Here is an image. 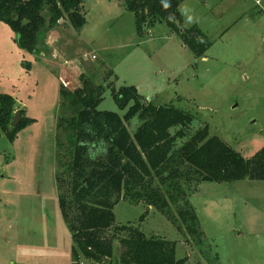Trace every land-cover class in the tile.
Segmentation results:
<instances>
[{"label":"rangeland","instance_id":"obj_1","mask_svg":"<svg viewBox=\"0 0 264 264\" xmlns=\"http://www.w3.org/2000/svg\"><path fill=\"white\" fill-rule=\"evenodd\" d=\"M260 1L261 7L256 0L186 1L182 26L198 25L213 42L206 63L164 22L140 35L124 5L109 12L88 0L87 29L77 33L62 20L43 35L36 55L23 53L14 32L0 22V94L16 96L26 117L34 120L14 142L0 130V264H74V241L59 205L57 177H68L73 145L64 128L76 111L63 103L60 90L75 93L83 86L82 75L108 87L101 111L124 116L127 110L120 109L111 88L133 86L155 105L190 112L195 117L191 131L209 126L210 135L221 137L246 159L264 148ZM23 60L32 64L29 74ZM189 201L204 235L202 244L145 203L122 198L114 207L116 226L130 224L149 237L175 242L176 258L185 264H264V181L204 182ZM172 210L177 215L175 206ZM109 236L114 256L101 264H120L125 234L111 231Z\"/></svg>","mask_w":264,"mask_h":264},{"label":"trees","instance_id":"obj_2","mask_svg":"<svg viewBox=\"0 0 264 264\" xmlns=\"http://www.w3.org/2000/svg\"><path fill=\"white\" fill-rule=\"evenodd\" d=\"M182 1L124 0V6L134 15L140 35L164 22L196 58H203L213 42L198 25L182 26ZM84 2L0 0V22L14 32L19 49L39 54L43 35L62 20L67 19L77 33L83 30L87 24ZM22 66L31 70L29 62ZM81 78L83 86L75 93L65 87L60 90L63 103L76 111L64 128L73 145L68 177H57L59 205L74 241V264L82 258L100 264L113 258L111 231L125 234L120 239V264H185L176 258L175 242L149 237L130 224L116 226L115 205L121 198L145 203L182 235L202 244L204 235L189 197L204 182L264 181V148L246 159L221 137L210 135L209 126L191 131L195 117L190 112L172 104L155 105L133 86L109 87L120 109L127 110L124 116L101 111L98 108L108 87L94 85L84 75ZM15 106L13 96L0 94V130L10 142L34 121L22 110L19 124L13 127ZM201 254L205 255L203 249Z\"/></svg>","mask_w":264,"mask_h":264},{"label":"crops","instance_id":"obj_3","mask_svg":"<svg viewBox=\"0 0 264 264\" xmlns=\"http://www.w3.org/2000/svg\"><path fill=\"white\" fill-rule=\"evenodd\" d=\"M88 0H85V2H84V6H83V10H84V12H85V14H86V19H87V24H86V26L83 28V30L82 31H84V30H86L87 28V26L89 25V13H90V11H91V9H89L88 8V6H87V2ZM186 1L187 0H184V1H182V3H181V5L179 6V11H180V13L182 14V10H183V7H184V5H185V3H186ZM223 1H225V0H222V2ZM238 1H240V0H238ZM124 5V0H93V6H97V7H102L103 8V6L106 8V11L108 10L109 12H111V11H115V10H118V9H121V7L120 6H123ZM255 6H257V7H261L262 5H261V1L260 0H256V3H255ZM1 25V24H0ZM82 31H81V34H82ZM14 39H15V36H14ZM22 51V50H21ZM23 53H26V52H24V51H22ZM28 54V53H27ZM207 54V53H206ZM36 55V54H35ZM34 56V55H33ZM203 60H204V62L206 63V62H208L209 61V56H205V57H203L202 58ZM25 60H23L22 61V63H21V66H22V64H23V62H24ZM23 67V66H22ZM25 70V69H24ZM31 70H32V64H31ZM26 71V70H25ZM28 74L31 72V71H26ZM14 98H15V100H16V106H15V112H19L20 113V111H22V110H24V105L18 100V98L16 97V96H13ZM152 103V102H151Z\"/></svg>","mask_w":264,"mask_h":264},{"label":"water","instance_id":"obj_4","mask_svg":"<svg viewBox=\"0 0 264 264\" xmlns=\"http://www.w3.org/2000/svg\"><path fill=\"white\" fill-rule=\"evenodd\" d=\"M20 120H21V115L19 112H16L13 120V127H16L19 124Z\"/></svg>","mask_w":264,"mask_h":264},{"label":"built area","instance_id":"obj_5","mask_svg":"<svg viewBox=\"0 0 264 264\" xmlns=\"http://www.w3.org/2000/svg\"><path fill=\"white\" fill-rule=\"evenodd\" d=\"M263 12H264V9H263Z\"/></svg>","mask_w":264,"mask_h":264}]
</instances>
